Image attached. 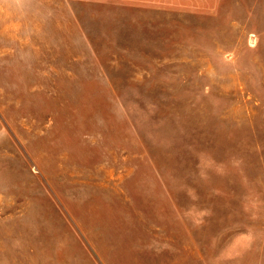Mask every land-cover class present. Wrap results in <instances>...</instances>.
<instances>
[{
  "label": "rangeland",
  "instance_id": "rangeland-1",
  "mask_svg": "<svg viewBox=\"0 0 264 264\" xmlns=\"http://www.w3.org/2000/svg\"><path fill=\"white\" fill-rule=\"evenodd\" d=\"M0 264H264V0H0Z\"/></svg>",
  "mask_w": 264,
  "mask_h": 264
}]
</instances>
